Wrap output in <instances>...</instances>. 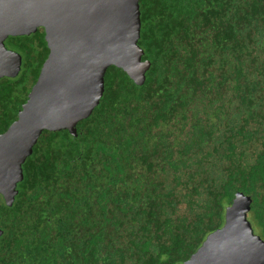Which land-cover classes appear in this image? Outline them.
<instances>
[{"label": "trees", "instance_id": "obj_1", "mask_svg": "<svg viewBox=\"0 0 264 264\" xmlns=\"http://www.w3.org/2000/svg\"><path fill=\"white\" fill-rule=\"evenodd\" d=\"M146 78L111 66L100 105L45 131L12 207L0 264H182L225 224L237 193L264 240V0H141ZM0 134L19 119L50 49L11 37Z\"/></svg>", "mask_w": 264, "mask_h": 264}, {"label": "water", "instance_id": "obj_2", "mask_svg": "<svg viewBox=\"0 0 264 264\" xmlns=\"http://www.w3.org/2000/svg\"><path fill=\"white\" fill-rule=\"evenodd\" d=\"M141 16V0H0V79L22 70V56L6 48L9 37L43 28L50 49L19 119L0 135V195L7 206L14 205L23 165L42 134L68 130L76 137L78 124L100 105L111 66L145 80L150 63L139 44ZM252 203L237 193L224 226L182 264H264V240L249 219Z\"/></svg>", "mask_w": 264, "mask_h": 264}, {"label": "flooded vegetation", "instance_id": "obj_3", "mask_svg": "<svg viewBox=\"0 0 264 264\" xmlns=\"http://www.w3.org/2000/svg\"><path fill=\"white\" fill-rule=\"evenodd\" d=\"M10 38H11V37H9V38L5 41V45H6V48H7L9 51H13L11 48L8 47V42H9V39H10ZM48 57H49V56H48ZM47 59H48V58H47ZM46 61H47V60H46ZM46 61H45V62H46ZM43 66H44V65H43ZM42 68H43V67H42ZM41 71H42V69H41ZM40 74H41V73H40ZM39 76H40V75H39ZM5 78H8V77H5ZM2 79H3V78H2ZM38 79H39V78H38ZM37 81H38V80H37ZM36 83H37V82H36ZM34 86H35V85H34ZM34 86H33V87H34ZM32 89H33V88H32ZM31 92H32V91H31ZM31 92H30V93H31ZM29 95H30V94H29ZM28 99H29V97H28ZM27 102H28V101H27ZM27 102H26V103H27ZM25 105H26V104H25ZM48 132H51V131H48ZM3 134H4V133H3ZM70 134H71V133H70ZM0 135H1V134H0ZM71 135H72V134H71ZM72 136H73V135H72ZM33 151H34V149H33ZM19 185H20V183L18 184V187H19ZM18 193H19V191H18ZM0 202H4V204L7 205L3 195H0ZM10 207H12V206H10Z\"/></svg>", "mask_w": 264, "mask_h": 264}]
</instances>
